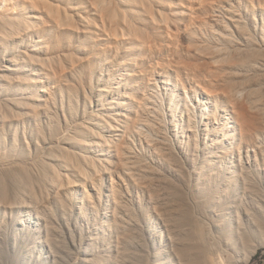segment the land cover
<instances>
[{"label":"rangeland","instance_id":"rangeland-1","mask_svg":"<svg viewBox=\"0 0 264 264\" xmlns=\"http://www.w3.org/2000/svg\"><path fill=\"white\" fill-rule=\"evenodd\" d=\"M5 1L1 0L0 2V15L2 19L9 14L8 12L11 11L10 6L12 5L14 6V9H16L19 14L22 13V15L24 12L27 15H34L35 12L39 11L40 16L42 15V19L40 18L41 22L38 20L35 24L33 23V25H31L32 28L30 27L27 29L29 30V33H27L28 31L25 33L19 32L20 34L17 33V35L22 37L17 35L16 37L9 36L8 34H10V32H8L7 35L9 38H3L0 41V45L4 46H0V69L3 67L2 70H4H0V75L3 74V72H6L7 75L12 74V79L7 77L10 80H6V78H1L0 76V118L2 117L4 119H0L3 120L0 123V172L1 174H4L0 177V219L1 221L3 220L1 223L4 222V225L0 226V229H3L4 231L5 228V230H7L6 233L9 235L8 241H11L13 237L15 238V233H18L16 236L17 243L12 245L10 249L12 253L11 256L9 255L8 257L10 260L13 259V261L7 260L4 257L1 258L0 256L2 259H0V264H11V262L15 264H29V261H26V252L30 250L37 255L42 253L38 261L39 264H111V259L116 257L118 250H123L122 238L125 237L123 228L120 230L111 228L108 230L98 229V233L100 235L104 234V236H99V234H97L98 243H95L94 246L89 243L90 241L84 240V234L86 236L87 234L89 235V230L87 229L91 224L90 222L94 223L96 218L104 224V227H109V225H107L109 220L105 218L102 213L98 214L97 217H91L90 222H79V224L81 223V228L71 225L74 229V231H71L64 226L65 224L60 226L62 223H58V221L62 220L63 215L65 217L68 216V214L61 210V212L57 211V207L52 202L48 203V201H51L50 188L51 183L53 182L52 180H56L55 177H57H52L50 175L61 173L60 180L58 181L59 190H61L66 184H68V182L76 183L81 178L80 175L83 174V171L81 170L86 167L85 164L75 156V153L77 150L79 151V149L75 146L72 147L68 142H65L64 139L65 136L73 134V131L75 130L74 127H76L77 124V126H82L81 124L84 126L86 123H89L88 125L91 127L98 120H102L103 122V118L107 117L105 115L112 116V118L113 116L117 117L115 114L121 111L118 109L119 106H117L119 101L123 102V109L121 112L125 111L132 118V115L135 116L136 114H139V110H137L138 105L136 104H139V102L142 101V94L145 92L147 94L156 92L157 98H154V104L152 105H155L154 108H156L158 112L160 111V114L163 116L162 118H164V124L161 128L160 134L166 136V138L173 143V149L178 155L185 150L192 153L191 155L196 153L192 156L194 159H192L193 162L191 161V164L187 161L183 163L181 160L182 163H180L185 172L190 169L186 172V175H184L187 182L186 184H193L192 186L195 185V187L198 186L201 188L204 184L197 183L199 181L197 171L200 169L201 164L206 158L209 161L212 160L211 162L215 164V167L211 169V166H209L210 169L208 168L209 170L204 172L205 176L213 173L216 174V171L219 169L217 168V165L220 162H225L227 159H239V155L236 152L237 150H234L228 142L225 143L220 140H208L210 135L207 134V129H209L210 132H213V129L219 126L221 128L220 132L223 133L228 113L224 111V107L222 106L221 109L218 110V113H220L218 116V122L220 121L219 124L209 125V128L205 126L208 110H205L200 99L202 98L200 92L204 89L203 87L211 88L215 94H221V96H223L222 93L225 94L224 91H228L231 87L234 89L236 88L240 91L238 94L240 99L242 98L241 101H246L245 96L249 93V87L247 86H250V88L254 87V89L256 86L258 91L260 90V92H262H259V95L263 96H259L260 106L259 108L255 107V110H258L260 116L264 117V66L263 68L253 70L250 66H243L245 67L243 68L238 67L239 65L235 64L237 61H244L247 57L255 58L264 56V0ZM7 3L9 4V7L7 6ZM225 7L230 10H227ZM29 8L30 10L27 11ZM53 15L54 17L55 15L58 16L57 18H59L61 22H57L58 19L54 18L56 20L55 22L52 18ZM48 16H51V18H48ZM232 16L239 19L241 23L245 25V29L251 33L252 42H243L245 41L242 36L243 33L235 27V23L231 20ZM44 18L46 21L49 19L50 23L54 20L52 22H55L53 24L56 26L52 23V25L48 23L49 21L46 22L48 23L46 25L43 20ZM217 19L223 21L226 27L218 25L216 23ZM37 23L38 25L42 24V27L43 24H45L44 27L46 28L47 26L48 29L46 28L45 31L43 27V30L40 29L39 31L38 28H41L39 26L34 29V26L37 25ZM49 25L50 27H48ZM36 29H38L39 33ZM218 33L225 36L228 35L229 37L232 36L234 42H228V40L219 36ZM41 38L45 39L39 41ZM51 39H57L61 42H55L56 40H53L54 43ZM44 40H46V42L50 41L45 45L46 42ZM15 41L17 44L14 43ZM12 42L14 45H12ZM35 42H39V45L37 43L35 44ZM43 42H45V44ZM57 43L59 47H57ZM49 44L50 46H53L54 44V46L50 47ZM42 45H45L48 49ZM42 48L44 50H42ZM21 50L24 52L27 51L28 54ZM10 54L13 55L15 59L19 57L18 59L22 60V63L24 64L23 66L27 71L21 70L20 72H12L11 70H8V67H5V65L7 66V63L4 62L3 58L5 56H9V58L13 57ZM25 54L26 56H24ZM29 55H31L32 60L34 61H27L31 60ZM36 56L40 59H36ZM43 57L44 59H41ZM44 60L46 62H43ZM36 62L37 64L42 62V64L39 63V65H36ZM44 64L46 66L48 65V67ZM43 65L47 68L46 71L50 69V72L47 71V74L46 71L42 73V69L44 68ZM24 71L26 72L24 73ZM30 73H34L35 75H30ZM51 73H54L55 75L52 74V77ZM226 75H228V78ZM15 76L17 77V80L13 79ZM41 77H43L42 82L40 81ZM21 78L24 82H20ZM65 81L69 83V87L65 85L67 84ZM34 82L36 84H33ZM169 82H172V84ZM248 83L250 84L247 85ZM49 85H51L50 87L52 88H50ZM70 85L72 88H70ZM60 86L62 88L65 87L62 90ZM46 87H49L50 89H46ZM67 88L71 90H67ZM246 88L248 89L247 93ZM242 89L245 92H242ZM16 90L18 93H16ZM20 90L22 92H20ZM47 90L49 92H47ZM50 91L52 94H50ZM32 94L34 97H36L37 94H41L43 96H41V98H49V100L47 102L45 101L46 99L43 100L40 96L39 98L37 96L36 101V98L34 99ZM186 94L189 95V98L186 97ZM121 95H123V98H121ZM126 95H128V99L126 98ZM129 95L132 97V100ZM69 96L71 97L69 98ZM14 97L15 99H13ZM30 97H32V99ZM52 97H54L55 100ZM187 98L188 101H185ZM11 99L13 101H11ZM29 99H31V101ZM60 100L64 102L61 103ZM26 101L30 102L29 107V103ZM20 102L23 105L25 102L28 104H25L24 106L21 104V107ZM33 102L34 106H32ZM132 102L137 108L131 104ZM55 103L57 110L52 107ZM49 105H52L51 108L52 110L54 109V111H52L50 107L48 109ZM111 105H115V108H112L113 106ZM107 107L110 109L109 111ZM182 107H186L184 111L182 110ZM176 108L178 109L176 110ZM128 109L131 112L128 111ZM135 110L137 111L136 114ZM63 111H65V113ZM212 111H217V109L212 107ZM96 113L97 116H95ZM48 115L51 116L48 118ZM101 115H103V117ZM64 116H67V118L65 119ZM71 117L74 120L71 119ZM91 117H94L93 119L95 121L90 119ZM131 118L129 119L131 120ZM188 118L191 119L194 125H196L194 127L197 128L200 139L202 136L199 143L196 142L199 146L198 151H194V149L191 148L194 146L196 138L193 137L194 140L188 138L183 130V125L189 124L190 120ZM133 119L134 117L132 120ZM66 120L68 121L66 122ZM83 120H87L85 121L86 123ZM130 120H128L129 123L132 122V120ZM93 122L94 124H92ZM129 123H126L125 127L128 126ZM68 124H70V126H68ZM72 124L74 127L71 126ZM88 125L87 128L89 127ZM85 126L82 128H85ZM57 127L59 128V132L58 130H55ZM61 128H63L62 133ZM127 128H129V126L125 129ZM125 131L127 134V130ZM50 134H53V136ZM62 134L63 136H61ZM127 135H129V133ZM127 135H125V137L128 138ZM153 135L157 138L154 142H159L160 138L162 139L158 134ZM48 136L51 138V141ZM46 138H48L49 141ZM2 139L6 140V144L4 141L2 142ZM113 140L118 141V144L121 143V140ZM179 140L184 143L183 146L177 144ZM203 140L206 141L204 142ZM60 141L64 147L66 146L65 148H63V145L62 147L58 146H61ZM109 141V144L111 142L113 144H107L102 147L105 154L108 153V145H112V149L115 145H118L115 141ZM191 141H193V144ZM12 143L14 146L16 143V146L18 147L12 148L14 147L12 146ZM262 145H264V140L262 141ZM134 146L141 151L139 157L145 159L144 163L148 164L152 159L154 165L160 168L163 171L162 173H165L164 167L156 162L155 157L146 150L147 148L145 146L139 144ZM61 148L63 150H61ZM72 148H74V154L72 153L73 151L69 152L73 150ZM68 153L72 154L71 156L74 155V159L70 158ZM91 154L92 153L89 154V159L94 156ZM107 155L108 154H106V156ZM114 159L115 156L109 158L110 161H114ZM242 159L244 161L246 160L244 157H242ZM91 160L97 163V160L95 161L94 157ZM91 160L90 163L92 164ZM70 162L71 164L74 163V165H77L76 167L74 166L77 169L66 168L69 167ZM94 165L95 164L91 166ZM44 166H47L52 170L53 174L45 169ZM113 168H115V166ZM45 170L48 171L46 175L44 174V172H46ZM86 171L87 169L85 172ZM100 175L101 172L100 174H97L96 177L99 179L102 178V175ZM104 175H106L108 183H110V175L108 173H104ZM114 177L116 180L119 179L115 172ZM214 177H216V175H214ZM168 179L172 183V187L170 183L166 186L158 183L155 188L148 191L149 194L147 193L154 197L155 203L148 205L146 202V200H148L147 197L141 205L143 207L142 213L141 211L140 213L138 211L136 212L137 220L141 222L143 226H147V223L149 224L152 222L151 217L153 216L151 214L154 213L152 211L153 208H155L156 212L164 215L167 219H169L168 213L170 212V208H176L177 198L173 195L176 192L173 187L174 185L178 186L180 181L173 176H170ZM213 181V184L216 185L219 180ZM78 182L80 183V181ZM220 182H222V185L219 188L220 190L218 189V192L205 190L206 193H210L211 195L214 194L213 201H215L216 197L219 198L220 195L219 199H223L226 190H228L227 188L229 185L227 184V180L221 179ZM122 183L125 188V182ZM219 185L220 183L218 184V187ZM68 187L66 186V189L74 190L73 194L68 195L70 202L84 192L83 184L76 187L74 185V188L73 186ZM186 187H184V190ZM198 187L196 189H200ZM185 191H188V189ZM32 194H36L38 197L37 199L40 200L42 204H47L51 207V209L47 210V215L45 212L44 216H46L49 222L53 221L54 223L53 226H42L44 231L42 236L35 233L33 228L28 226L26 221L27 217H29L28 212L25 208L20 207L22 202H30L29 199ZM184 195L186 196V193H184ZM136 197L142 199L145 196L142 197V194L140 193L136 195ZM129 198L132 199V196L129 195ZM69 204L72 206L71 203ZM136 206L139 205L136 204ZM107 207L105 209L106 211L112 209ZM149 207L152 210H150ZM77 214L78 212L74 210V215L77 216ZM214 216L216 217V214ZM203 217L206 219L209 226L211 223V214H203ZM35 219L36 218H33V220H31L34 221ZM92 227L93 226H91V228ZM71 232L74 233V241L69 238L71 237ZM128 232H130V230ZM46 238H49V241L45 240ZM262 250H264V243L258 246L254 252L249 254V256L245 257L248 253V251H245V254L243 252L240 255L229 258L228 263L250 264L249 262H251V260H254V258L258 256H262ZM87 251L91 253L94 252V255L88 254ZM21 252L22 255H24V258L19 257ZM56 252H58L59 256H56V259L54 258L55 255L51 257L46 256L48 253L53 255L56 254ZM97 254H99L100 257L97 256ZM13 256H15L16 259ZM30 264L35 263L31 262Z\"/></svg>","mask_w":264,"mask_h":264},{"label":"bare ground","instance_id":"bare-ground-1","mask_svg":"<svg viewBox=\"0 0 264 264\" xmlns=\"http://www.w3.org/2000/svg\"><path fill=\"white\" fill-rule=\"evenodd\" d=\"M0 2H1V0H0ZM7 6L9 7V4ZM26 6H25V8H26ZM10 9H11V11L8 12L9 14L6 17H4V19H2L1 15H0V41L3 38L8 39L9 36L16 37L17 33H19V32L25 33L26 31H28L27 33H29V30H27V29H29L30 27L32 28L31 25H33V23L35 24L38 20L40 21V18L42 19V15L40 16L39 11L35 12L33 10L35 12L34 15H27V14H25V12L22 15V13L19 14V12L16 9H14L13 5L10 6ZM226 9L230 10L229 8H226ZM28 10H30V8L27 9V11ZM41 13H42V11H41ZM57 17L58 16L55 15V17H54V15H53L52 18L54 19ZM48 18H51V16H48ZM57 19H58L57 22H59L60 21L59 18H57ZM43 20L45 21V23L49 21V19L46 21L45 18ZM54 20H52V21H54ZM231 20L235 23V25H236L235 27L237 28V30H239L243 33L242 36L245 39V41H243V42H246V43L252 42L253 40L251 39L252 38L251 33H249V31H247L245 29V25H243L239 19H237L233 16H232ZM52 21H51L52 24L56 22V20H55V22H52ZM48 23H50V21ZM48 23H46V25ZM216 23L218 25L226 27V25L223 23V21H219L217 19ZM41 25H38V23H37V25L34 26V29L37 26H39L41 28H38V27L37 28L40 31V29H42L45 24H43V27ZM53 25L56 26L55 24H53ZM48 27H50V25ZM46 28H47V26H46ZM46 28L44 27L45 31H46ZM38 29H36V31H38ZM32 30H30V31H32ZM39 31H38V33H39ZM8 32H10V34H8ZM218 34H219V36H222L223 38L228 40V42H230V43L234 42V40L232 39V36L229 37L228 35L225 36L223 34L221 35L220 33H218ZM17 36H20V35H17ZM20 37H22V36H20ZM43 39H45V38H43ZM43 39L41 38V40H39V41H42ZM47 40H48V38H47ZM55 40H54L55 42L58 41L57 39H55ZM4 41H2V42H4ZM44 41L46 42V40H44ZM49 41H47V42H49ZM45 42H43V43L45 44ZM47 42L45 45H47ZM58 42H61V41H58ZM236 42H238V41H236ZM14 43H16V41ZM36 43L39 45V42H35V44ZM61 44H60V47H61ZM12 45H14L13 42H12ZM45 45H42V46L45 47ZM57 45H58V43H57ZM0 46H3V45H0ZM6 46H7V44H6ZM49 46H50V44H49ZM53 46H54V44H53ZM53 46H50V47H53ZM57 47H59V45ZM37 49H39V48H37ZM46 49H48V48H46ZM42 50H44V49L42 48ZM21 51H23V50H21ZM26 52L27 51H25L24 53H26ZM52 52H53V50H52ZM6 53H8V52H6ZM27 54H28V52H27ZM43 54H45V53H43ZM11 56H13V55H11ZM24 56H26V54ZM29 56H30L29 58H31V60H27V58H26V60L28 62L34 61V60H32L31 55H29ZM33 56H35V55H33ZM13 57L9 58V56L8 57L5 56L3 58L4 62L7 63V66L5 65V67L6 68L8 67L7 69L11 70L12 72H16V71L20 72L21 70L27 71V69L23 66L24 64L22 63V60L18 59L19 57L17 59H15V57L14 58ZM36 59L39 60L40 58L37 57ZM41 59H44V57ZM26 60H25V62H26ZM43 62H46V61L44 60ZM39 63L37 64V62H36V65H39ZM40 64H42V62ZM235 64L239 65L238 67H243V66L249 67L250 66L251 68H253V70L254 69L257 70L259 68H263L264 56L255 57V58L247 57L244 61H241V62L237 61V62H235ZM44 65H43V67H44ZM46 67H48V65ZM2 68L0 70H2ZM243 68H245V67H243ZM38 69H39V67H38ZM38 69H36V70H38ZM46 69L47 68L44 67L42 69V73L45 72ZM2 71H4V70H2ZM26 71H24V73ZM47 71L50 72V69H48ZM47 71H46V74H47ZM31 74L32 73H30V75ZM52 74L55 75L54 73H51V75ZM37 75H38V73H37ZM39 75H40V73H39ZM53 75H52V77H53ZM228 75H226L227 78H228ZM0 76H1V78H6V80L8 79L7 77H10L12 79V77H11L12 74L7 75L6 72H3V74H1ZM16 76H17V74H16ZM15 77H13V79L17 80L18 76L16 78ZM49 77H50V75H49ZM42 78L43 77H41V80H40L41 82H42ZM8 80H10V79H8ZM49 80H50V78H49ZM33 81H34V79H33ZM46 81H47V79H46ZM20 82H24L22 80V78H21ZM62 82H64V81H62ZM55 83H56V81H55ZM65 83H67V82L65 81ZM65 83H63V84H65ZM33 84H36V83L34 82ZM50 84H51V82H50ZM170 84H172V82ZM249 84L250 83H248L247 85H249ZM65 85H67V87H69V83H67ZM50 86L51 85H49V87ZM49 87H46V89H48ZM247 87H249V90L246 88V93L248 91H249V93L245 96L246 101H241L242 98L240 99V96L238 94V92H240V91H238V89H236V88L234 89L232 87H231L232 89L230 88L228 91L227 90L224 91L225 94L222 93L223 96H221V94L219 92L218 93L220 95L215 94L211 88L203 87L204 89L201 90V92H200L201 93L200 95L202 97L200 99H201L202 104L204 105L203 107H205V110H208V114H206L207 112L204 113L207 115L206 116V123H205V126L207 128H209L208 127L209 125H218L219 124L220 121L218 122V120H219L218 116L220 113H218V110L221 109L222 106L224 107V111L228 113V117H226L227 119L225 121L223 133L220 132L221 128L219 126L215 127L213 129V132H210L209 129H207L208 130L207 134L210 135L208 137L209 138L208 140H212V141L220 140L221 142H225V143L228 142L229 145H231L234 148V150L235 149L237 150L236 152L239 155V159H236V158L227 159V160H225V162H223V161L220 162L217 165V168H219L216 171L217 173L216 174L213 173V174L207 175V176H205L204 172L208 171L210 169L209 166H211V169L213 167H215V164L211 162L212 160L209 161L206 158V160H204L203 163L201 164L200 169L197 171V174L199 175V178H198L199 181L197 180L198 181L197 183L204 184V186L200 185L201 188L203 187L202 189L198 186L197 187L200 189H196L197 187H195V185L192 186L193 184L192 185L186 184L187 182H186V179L184 178L185 177L184 175H186V172H188L190 169L185 172L184 168L181 166V163H182L181 161H183V163L185 161H187V162H189V164H191L193 162L192 159H194L192 156H194L196 153H193V155H191L192 153H190L188 150L187 151L185 150L184 152H181L180 155H178V153H175V151L173 149V147H174L173 143L171 141H169L166 138V136L160 134L161 128L164 124L163 123L164 118H162L163 116L160 114L161 112L160 111L158 112L157 109L154 108L155 105L154 106L152 105V104H154V100H155L154 98L156 97V92L150 93V94H147L145 92L147 95L145 93H143L144 95L142 94V96L144 99L141 97L142 101L139 100L141 102L138 101L139 104H136V105H138V108L133 104V102L131 103V104H133V106H135L137 108V110H139V112H138L139 114H136L137 113L136 110H135L136 112L134 111L136 115L135 116L132 115V118L134 117L133 120H132L131 116H129L125 111L121 112L123 109V102L119 101L117 103L118 104L117 106H119L118 109L121 111L118 112L117 114H115L117 117L113 116V118H112V116H108V115L103 114V115L107 116L106 118L105 117L103 118V122H102V120L101 121L96 120L97 122L95 124L93 122L92 124H94V125L91 127H90V125H88L89 123L85 122L87 120H85V121L83 120L89 126L88 128H87L86 124H85L86 126L84 125L85 128H82V127H84L83 124H81L82 126H77L78 124L75 123V124H77L76 127H74V125L72 124L71 126H73L75 129L74 131L72 129L73 134L68 133L69 135L65 136L64 139H65V142H68V144H70L72 147L75 146L76 148L79 149V151L77 150V152L75 153V156H77L78 159L83 164H85L86 167L81 170V171H83V174L80 175L81 178L79 177L80 179L78 181H80V183L78 181L76 183L68 182V184H66V186L67 187L73 186V188H74V185L76 187L78 185L83 184V187H84L83 194L77 196L75 200H72V202H70V200L68 199V195L73 194L74 190L73 191L71 189L69 190L68 189L69 187L66 189V186L63 188L61 187L62 189L59 190L58 181L60 180L61 173H57V174L54 173L53 174L52 170H50L47 166H44L45 169H47L51 174L54 175V176L53 175H50V176H52V177L57 176V177H55L56 180H52L53 182L51 183V188H50L51 189V193H50L51 201H48V203L52 202L57 207L56 208V209H58L57 211L61 210V211H64V213L68 214V216H65V217L63 215L62 220L58 221V223H62L60 226L65 224L64 225L65 227H67L71 231H74V229L72 228L73 225L81 228V226H80L81 223L79 224V222H81V221L90 222L91 217L92 218L97 217L98 214L102 213V215L109 220V222L107 224V225H109V227L108 228L104 227V224L101 221H99L98 218H96L94 223L90 222L91 224L89 225V227L87 229V230H89L88 231L89 235L87 234V236H86L83 232L84 240L90 241L89 243L92 244L93 246L95 243H98V235H97V234H99L98 229L108 230L109 228H111V229L120 230L121 228H123L125 230V231L123 230L125 237L122 238L123 250L117 249L118 252L116 253V257L111 259V264H229L228 263L229 258L240 255L243 252L245 254L248 251V253L245 255V257L249 256V254L254 252L258 246H260L262 243H264V147H263L264 145H262V141L264 140V117L260 116L258 110L257 111L255 110V107L259 108V106H260V104H259L260 97L259 96H263V95H259L260 90L258 91L256 86H255V89H254V87H252V88H250V86H247ZM50 88H52V87H50ZM53 88H54V86H53ZM63 88H62V90H63ZM70 88H72V86ZM67 90H71V89L67 88ZM11 91H12V89H11ZM44 91H45V89H44ZM243 91L244 90L242 89V92ZM20 92H22V91L20 90ZM24 92H25V90H24ZM47 92H49V91L47 90ZM16 93H18L17 90H16ZM260 93H262V92H260ZM22 94H24V93H22ZM41 94L40 95L37 94L38 98H39V96L41 98V96H42ZM50 94H52V92ZM14 95H15V93H14ZM48 96H49V94H48ZM71 96H69V98ZM121 96H122L121 98H123V95H121ZM32 97L34 99L36 98L33 96V94H32ZM32 97H30V98L32 99ZM127 97H128V95H126V98ZM186 97L189 98V95L186 94ZM52 98L54 99V97H52ZM130 98L132 100L131 96H130ZM188 98L185 101H188ZM13 99H15V97ZM27 99H28V97H27ZM31 99H29V100L31 101ZM41 99H43V98H41ZM45 99H43V100L48 102L49 98L48 99L45 98ZM53 99H51V100H53ZM158 99H159V97H158ZM35 100L37 101V98ZM133 100H134V97H133ZM11 101H13V100L11 99ZM135 101H136V99H135ZM26 102H28L29 104ZM26 102H25V104H28V107H29L30 102L29 101H26ZM62 102H64V101H61V103ZM129 102H130V99H129ZM52 103H54V102H52ZM21 104L22 103L20 102V106H21ZM48 104H51V103H48ZM24 105L22 104V106H24ZM43 105H44V103H43ZM47 105H45V106H47ZM186 105H188V104H186ZM32 106H34V102H33ZM51 106L49 105L48 109H49V107L51 108ZM111 106H113V105H111ZM114 106L112 108H115ZM52 107L55 109L56 103ZM212 107L217 109V111H212ZM185 108L182 107V110L184 111ZM27 109H29V108H27ZM54 109L52 110V108H51L52 111H54ZM107 109H108V107H107ZM129 109H128V111L132 110V109H130V110ZM177 109L178 108H176V110ZM56 110H57V108H56ZM109 110L110 109H108V111ZM186 110H188V109H186ZM63 112L65 113V111H63ZM179 112H180V110H179ZM103 115H101V116L103 117ZM112 115H114V114H112ZM49 116H51V115H48V118H49ZM95 116H97V113ZM128 117L131 118V120H132L131 123L128 122V120H130ZM66 118H67V116L65 117V119ZM93 118L91 117L90 119L95 121ZM71 119H73V118L71 117ZM3 120H0V123ZM189 120L190 121H189L188 125H183V130H184V133L187 134L188 138H192V139H193V137L196 138L194 141L195 142L194 146L191 148L194 149V151H198L199 146L197 143H199V141L202 139V136L200 139L197 128L194 127L196 125H194L192 123L191 119H189ZM49 121H51V120H49ZM67 121L68 120H66V122ZM126 123H129V125L127 124L129 126V128H127V129H125L126 127H128V126L125 127ZM68 126H70V124H68ZM58 129L59 128L57 127V129H55V130H58ZM62 129L63 128H61V133L63 131ZM125 130H127V134L129 133L130 136L125 133L126 132ZM58 132H59V130H58ZM55 133H54V135H55ZM153 134H156V135L158 134L159 137H162V139L160 138L159 142H154L155 140H157V138H155ZM50 135L53 136V134H50ZM125 135H127L128 138L125 137ZM49 136H48V138L50 140L52 137L50 136L51 137L50 138ZM61 136H63V134ZM48 138H46V139L48 140ZM59 139H61V138H59ZM59 139H56V140H59ZM113 139L121 140V143L118 144V141L113 140ZM192 139H190V140H192ZM111 140L117 142V144H118L117 146L115 145L116 147L114 146L113 149L111 147L112 145L109 146L112 143ZM3 141L5 142L6 140L2 139V142ZM108 141L111 143L109 144ZM0 142H1V139H0ZM53 142H54V138H53ZM62 142H64V141H62ZM192 142L193 141H191V143ZM60 143H61V141H60ZM5 144H6V142H5ZM107 144H109L108 145L109 149H107L108 153H106V154H108V155L106 156L102 147L107 145ZM136 144L137 145L139 144L141 146H145L147 148L146 150H148L155 157L156 162L159 165L164 167L165 173H162L163 171L160 168L156 167V165H154L151 158H150L151 162H149L148 164L144 163L145 159H143L142 157H139V155H141L140 154L141 151L134 146ZM177 144L178 145L181 144V146L184 145V143L181 142L180 140L178 141ZM16 145H17L16 143H15V146L13 144L12 146H14V147H12V148L18 147ZM62 145L63 144L61 143V146L60 145H58V146L62 147ZM49 146H51V145H49ZM65 147L63 145V148H65ZM56 148H58V147H56ZM53 149H54V147H53ZM72 149L73 150L70 149L71 151H69V152L73 151L72 153L74 154V152H75L74 148H72ZM61 150H63V149L61 148ZM90 153H92L94 155L93 157L95 158V161L97 160V163L93 162L91 160L93 158L92 156H91L92 158L89 159ZM71 155L72 154H69L68 156H70V158H73L74 155L73 156H71ZM109 156L110 157L115 156L114 161L111 160L112 161L111 162L109 160V158H110ZM242 157H244L246 160L244 161L242 159ZM106 159H108V160H106ZM90 160L92 161V164L90 163ZM72 161H74V160H72ZM93 164H95V165L91 166ZM74 166L76 167L77 165H74V163L71 164V162H70L69 167H66V168L77 169ZM114 166H115V168H113ZM86 169H87V171L85 172ZM196 169H198V168H196ZM47 170H45L46 172H44L45 175L48 172ZM100 172L102 175V176L101 175L100 176L102 178L99 179L96 176H97V174H100ZM114 172L117 174V177H119V179H118L119 181L116 180V178L114 177ZM104 173H108L110 175L109 176L111 178L110 183H108V178H106V175H104ZM2 175H4V174H1V172H0V177H2ZM214 175H216V177H214ZM170 176H173L178 181H180L179 182L180 184L178 186L174 185V187H173L174 190L176 191L173 195L177 199L175 198L176 199V208L175 207H174V209L170 208V212L168 213L169 214L168 218L170 220L167 219L164 215H161L159 212H156L155 208H153V210L150 209V207H151L150 206L149 209L154 212L153 214H151L153 217L150 216L152 219L151 220L152 222L149 224L147 223V226H145V225L143 226L141 224V222H139L137 220V216H136L137 213L136 212L138 211L140 213V211H141V213H142L143 207L141 205L144 203V201H145L144 199L147 197H148V200H146V202L148 203V205H152V203H155L154 197H152V195L151 196L148 195L149 194L148 191L155 188V186L158 185V183L162 184L164 186L169 185V183H170V185L172 187V183L168 179V178H170ZM190 177H191V175H190ZM11 178H12V176H11ZM221 179L227 180V184L229 185L227 188L228 190H226L225 197L224 198L222 197L223 199H219L221 196L220 195L219 198L216 197L215 201H213L214 200L213 199L214 194L211 195L210 193H206L205 190H213L214 192H218L220 190L219 188L222 185L221 184L222 182H220ZM211 180H212V182H211ZM213 180H219V181H217V183L215 185V184H213L214 183ZM121 181L125 182L124 183V184H126L125 188H124L123 183ZM219 183H220V185L218 187ZM6 185H7V182H6ZM184 187H186L188 189V191H185L187 189L185 188V190H184ZM180 192H182V193H180ZM135 193H136V195L141 193L142 197H144V196L145 197L142 199H138L136 197ZM184 193H186V196L184 195ZM129 195L132 196V199L129 198ZM37 198L38 197L36 194H32L30 196V199H29L30 202L29 203L26 201L22 202V203L20 202L21 203L20 207L25 208L26 211L28 212L29 217H27V219H26L28 226L33 228L35 233H38L40 236H42V234H44L42 226H45V227H47V225L53 226L54 222L53 221L49 222L48 219L46 218V216H44L45 212L47 215V210L51 209V207L47 204H42V202H40V200H38ZM18 201H21V200H18ZM30 203H34V204H30ZM69 203H71L72 206H70ZM136 204H138L139 206H136ZM106 207L112 208V209H109L106 211L105 210ZM74 210L76 212H78L77 216L74 215ZM100 210H101V212H100ZM32 211H34V212H32ZM150 213H152V212H150ZM208 213L211 214V216H212L211 217V223L209 226L207 224L206 219L203 217V214L208 215ZM215 214H216V217L214 216ZM33 218H36L37 220L35 219L34 221H32ZM148 220H150V219H148ZM2 221L0 219V226L4 225V222L1 223ZM72 223H74V224H72ZM91 226H93V227L91 228ZM96 229H97V231H96ZM134 229H136V230H134ZM129 230H130V232H128ZM6 231L7 230H5V228H4V231H3V229H0V249H1L0 250V256H1V258L4 257L7 260H10V258H8L9 255L11 256V253H12L10 251V249H11L12 245L17 243L16 236L18 233H15V238L13 237V239L11 241H8L9 235L6 233ZM88 232H85V233H88ZM47 234H49V233H47ZM99 236H104V234H102V235L99 234ZM69 238H71V240L74 241V233L73 232H71V237H69ZM45 240L49 241V238H46ZM16 252H18V251H16ZM93 253L94 252H92V253L88 252V254L94 255ZM20 254L21 255H19V257L24 258V255H22V252ZM41 254L42 253L37 255V254L33 253L31 250L27 251L26 252V257H27L26 261H29V264L31 262H34L35 264H39L38 261L41 257ZM46 256L47 257L54 256V258H55L56 256H58V252H56V254H53V255L48 253V254H46ZM97 256L100 257L99 254H97ZM13 257L16 259L15 256H13ZM261 258H262V256H258L256 258H254V260H251V262H249V263L250 264H258L259 261L261 260ZM4 261H5V259H4ZM10 261H13V259ZM11 264H15V263L11 262Z\"/></svg>","mask_w":264,"mask_h":264},{"label":"built area","instance_id":"built-area-1","mask_svg":"<svg viewBox=\"0 0 264 264\" xmlns=\"http://www.w3.org/2000/svg\"><path fill=\"white\" fill-rule=\"evenodd\" d=\"M258 264H264V250H262V258Z\"/></svg>","mask_w":264,"mask_h":264}]
</instances>
